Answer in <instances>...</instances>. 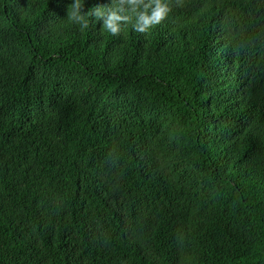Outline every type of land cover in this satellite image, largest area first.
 Returning a JSON list of instances; mask_svg holds the SVG:
<instances>
[{
  "label": "trees",
  "instance_id": "1",
  "mask_svg": "<svg viewBox=\"0 0 264 264\" xmlns=\"http://www.w3.org/2000/svg\"><path fill=\"white\" fill-rule=\"evenodd\" d=\"M167 2L0 0V264H264V0Z\"/></svg>",
  "mask_w": 264,
  "mask_h": 264
},
{
  "label": "clouds",
  "instance_id": "2",
  "mask_svg": "<svg viewBox=\"0 0 264 264\" xmlns=\"http://www.w3.org/2000/svg\"><path fill=\"white\" fill-rule=\"evenodd\" d=\"M170 11L167 0H113L112 6L106 9L96 7L88 15L99 17L107 30L116 35L121 31L122 24L128 22H131L134 30L138 32L148 31L152 26L160 24ZM72 18L81 26L87 27V18L79 6Z\"/></svg>",
  "mask_w": 264,
  "mask_h": 264
}]
</instances>
